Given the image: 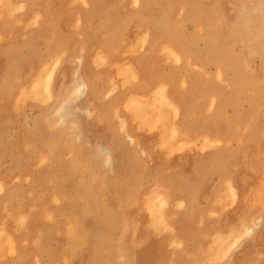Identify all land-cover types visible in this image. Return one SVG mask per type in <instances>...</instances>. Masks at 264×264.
<instances>
[{
    "label": "rangeland",
    "instance_id": "rangeland-1",
    "mask_svg": "<svg viewBox=\"0 0 264 264\" xmlns=\"http://www.w3.org/2000/svg\"><path fill=\"white\" fill-rule=\"evenodd\" d=\"M140 1L142 2V0ZM123 2L127 3L126 5H128L129 8L131 7V16H134V14L140 11L141 7L138 5H140L141 2L137 6L135 0H119L118 3L122 6ZM153 2V6L160 3L159 0H155ZM207 2L209 1L207 0ZM11 3L13 4H10V0H3V2L0 0V5L2 6H0V23H3L2 25L0 24V255H4L6 252H9L7 255L5 254L6 256L4 255V258H2L3 255L0 256V264H166V262L167 264H191L192 261L194 264L196 263L195 261H198L196 264H212L216 261L218 262L215 264H227V262H231L230 259L234 260L235 264H254L256 261L257 264H264V250H262L264 249V244L259 242L260 240H256L257 242L253 240L248 242V244L244 242V244H242L239 249H235L233 251L232 254L235 253L234 255H230V252L227 257H224L223 254L217 252L218 250L220 251V248L217 246V244H215V240L217 238L215 234H199L200 238L198 242L200 243L202 236L203 239L199 244V246L202 248L198 247L196 249L197 255H195L196 251L191 252L190 249L188 252L181 253V245L176 243L173 234H175L174 229L176 231L175 227L179 226L178 223L182 220V211L185 208V204L179 197H177L175 193L172 195L169 193L168 199L166 200L167 202L165 201V203L162 202L161 204L158 203V189L161 187H158L157 183L161 184L159 182H162V175H159L158 177H150L146 172H141L140 174L142 166L145 170L151 163H154L153 157L149 152H147V150L142 155L140 153L135 162L134 160H129L128 164H126L124 159V164L121 165V169H124L125 171L123 173H118V166L120 165L121 154L123 153L121 150H114V167L117 166L114 168V170H111L109 167L106 165L104 166L101 163L103 160V153L100 154V149L101 146L104 145L102 143H99V145L95 140L90 141L86 136V133L88 132V130L86 131L87 128H85V125L81 124L86 122L88 117L93 118L95 116L92 109L89 110V114L84 112V108L86 107V98L73 101L71 108L69 109V112H72L66 117V119L62 120L59 117V113L55 108L59 104L61 97L70 92L69 90L73 87L70 79L72 78L71 75L77 63L68 60L70 57L67 56L69 48L67 49V46L65 47V45L61 44L62 38L60 37H58L57 42L59 45L57 46H54V42L50 39H45L46 42L42 41L41 44L43 45L40 44L39 46V38L37 33V14L35 13L34 18L31 19L29 23H26L23 17L24 11L27 7L21 0H11ZM83 3H85V1ZM16 8H18V10ZM144 19L145 18H142L144 21L143 24H147L146 27H150L152 23H149L146 21V19ZM131 22L132 21H130V23ZM190 26L191 25L188 22L186 23V26H184V29L188 31L191 28ZM17 29L19 31H17ZM184 29L183 31H185ZM5 32L10 33L6 34ZM47 42H49V45ZM167 44L168 45L164 47V52L168 54L170 52L166 50V48L169 49L170 44L169 42ZM55 47L57 49V53L55 56L50 57L55 51ZM200 51L202 52H200V56L203 57L206 51L204 48H201ZM47 57L51 59L45 61V59H48ZM57 58L59 59L58 63H56L58 61ZM53 64H55V67ZM118 64L119 63H114V66H118ZM127 65V63H125V65L123 63L124 68L122 71ZM203 65L204 64H202V68L204 71H206L205 68L209 69L208 72L213 68V65L211 64L207 65L205 68ZM249 65L247 66H249L250 69L254 71V73H259L261 62L258 57L254 58V60L251 61ZM48 66L49 69H47ZM52 69H54L52 76V88L51 92H47V88L45 86V81L47 80L45 78H48L47 73L51 72ZM37 75L39 76L40 82L38 81L39 83L37 84V88H35L33 81ZM7 82L9 83L7 84ZM26 85H29L28 88ZM18 86H20L19 89ZM66 89H68V91ZM25 90L26 92H24ZM159 91L155 94V110L162 106ZM37 98L39 99L35 100ZM12 100L13 102H11ZM127 104L139 105L141 104V101L131 98L129 101H127ZM89 105L91 106L92 104L90 103ZM248 106V102L244 100L242 102L241 110L243 109L245 112H247ZM113 110L112 114H110V117L117 118ZM229 113L230 111H228V114ZM158 114H160L159 111ZM166 132L169 133V129H166ZM115 138V136H111L109 139L110 141L108 142L106 140L100 141H102L105 145L107 144L116 148V145L119 143L118 141L116 142V140H113ZM234 139L232 138L222 140L220 142L223 143H219L220 145L217 144L216 146L211 144L212 141H204V138H201V140L200 138L195 139L190 142H180V140H178L177 145L172 146L171 149L168 147V141L167 143L163 142V144L159 142V146H157L161 150L166 147L165 149L168 150L169 154L172 151L177 152V150L182 151L183 149H193L197 152L204 153V155L206 152H210L211 155H209V157H211L209 159H202L203 162H206L204 167H207V164L211 162V159H213L212 155H214V151L218 149H225L227 152H229L230 149L236 146L239 139L237 140L236 138V141ZM262 140H264V135ZM231 143L233 145H231ZM41 145L43 146L40 149ZM131 145L133 147L136 146L137 149L140 148V143L137 142V140H135V142H133ZM78 146L79 148L75 149V147ZM258 147L259 152L261 151L260 155H264V143L260 146L258 144ZM34 149L36 150L34 151ZM79 149H81V152H79ZM119 151L121 152L120 155L118 154ZM33 156H35L37 159L35 157L33 158ZM76 159L78 161H76ZM219 159H221L220 164L222 166L220 169H217L213 164L212 167L210 166L211 172L204 170L202 171L201 175L199 174V177H197L195 173H193L191 177H187L188 175L181 172L176 173L175 175H169L170 177L172 176V181H169L177 185H179V183L182 181L183 182L180 184H186V180L188 178H198L199 185L196 188L197 197L195 201L196 204H194V212L197 214L194 218V224L198 225L199 230L202 232L210 225H217L216 227H220V229L224 228L225 224L229 222L227 215L230 213V210L235 212L236 209V207H231L232 204L229 201V194L225 193V198L223 196V192L225 191L223 188L226 187L225 182L223 183L221 189L217 191V195L220 196V198L217 199H215V195L213 193L214 189H208V187H206L208 181L213 182L218 170V172L224 173L226 169L225 167L228 165L226 170L227 173H229L228 163L230 158H225L224 155ZM238 159L240 160V158ZM32 160H34L33 162L35 164L32 162ZM196 160L194 161L195 164L197 162H199V164L203 163L202 160ZM226 163L227 165H224ZM70 164L72 166H70ZM76 164L78 165L77 167ZM195 164L193 165L194 169L197 168ZM80 166H82V168ZM69 169L72 171V174L70 173ZM263 171L258 184L261 183L262 187L264 188ZM91 173L96 174V176ZM97 175L98 179H96ZM7 176H9V178ZM183 177L186 179L183 180ZM5 181H7V183H5ZM164 187L165 185L161 188L162 191H166L168 188ZM85 188H88L89 190L86 191ZM130 197H135V199H131ZM172 201L173 203H171ZM101 203L104 204V206L106 205V208L103 207L102 209ZM157 204L159 206H157ZM180 204H182L183 207ZM257 204L262 206L261 209L264 210V204H261L260 202ZM257 204L254 203L251 212L254 210V212H256L257 209V211H260V206ZM206 205H208L209 208L206 207ZM133 207L135 208L133 209ZM99 208L101 209L99 211L100 215H98V217H90L85 214L86 210L90 209L95 213H98ZM204 209L206 211H204ZM163 211L165 213L164 215H166L165 221L162 219V217L159 218ZM240 213L241 212L239 211L238 214ZM204 215L206 217L209 215V218L212 215V218L209 219L210 221L206 220ZM255 216L256 215L252 217L255 218ZM71 218H73V220ZM213 218L216 222L211 221L214 220ZM18 220L19 223H17ZM196 221L197 224L195 223ZM79 222L82 223V226ZM190 224H192V222ZM221 225L223 227H221ZM139 226L141 227L138 228ZM8 234H13V236L11 235L10 237ZM74 237L75 239L73 241L72 238ZM84 237L86 238L83 243ZM70 239L72 240V243ZM1 240H3L2 243ZM5 242L8 244H5ZM73 242L77 243L74 244ZM252 242L255 243L251 245ZM91 244L92 246H95L94 250L91 249ZM2 247H4V249H2ZM177 250L180 254L177 253L179 255L176 262L175 260H172V256L174 255L173 252ZM256 250H258V252ZM253 254H255L257 257L254 258L255 256ZM197 256H199L198 259ZM192 258H194L195 261L191 260ZM260 261L261 263H259Z\"/></svg>",
    "mask_w": 264,
    "mask_h": 264
},
{
    "label": "bare ground",
    "instance_id": "bare-ground-1",
    "mask_svg": "<svg viewBox=\"0 0 264 264\" xmlns=\"http://www.w3.org/2000/svg\"><path fill=\"white\" fill-rule=\"evenodd\" d=\"M5 1V0H4ZM75 1V0H74ZM82 1V0H81ZM79 0V2H81ZM153 1L155 0H142V2L140 0H135L136 2V6L141 2L140 6V11L136 14H134V16H131L132 19H134L135 21H138V23H142L139 24L138 28H145L147 26V24L143 25V20L142 18H145L147 22L152 23L150 27H146L145 31H144V35L143 37L146 39L148 36L150 37V39H155L157 40L155 37L156 35H158L159 37H161L162 39H166L169 42V49L166 48V50H168L170 52V54L172 55V57L170 56L171 59H174V62L177 64H181L183 66L186 67V71H184L185 73H183L182 76V80L181 83L182 85H184L183 87H187L188 83L190 82L191 78L190 75H188V72L190 74V72L192 71H197L200 76L202 78H200V80L196 81L192 84L196 89H200V90H204V98L206 99V101L208 102V109L210 110V118L212 119V124H213V130L209 133L204 132L201 133V138H204V141H209L213 144V145H217V144H221L223 142H220L222 140H226V139H236L237 138V144L234 148H232L229 152H225V150H221V153L218 154L217 156V161L221 160L219 159L221 156L223 155H228V157H231L234 155V150L236 149V151H239L241 153V155L243 156L244 162L245 161H249L252 162V160H250L248 157L249 155H251L255 150H258V144L259 146L264 143L263 139V135H264V96H263V90H264V0H208L209 2H207V0H159L160 3H158L157 5H152V3H154ZM3 2V0H2ZM69 2V1H68ZM78 2V3H79ZM84 2V1H83ZM99 2V1H98ZM102 2V1H101ZM128 2V1H127ZM17 3V2H16ZM26 3V2H25ZM44 3V2H43ZM66 3V2H65ZM71 3V2H70ZM87 3V2H85ZM85 3H83L85 5ZM89 3V2H88ZM2 4V3H1ZM10 4L11 0H10ZM47 4V3H45ZM82 4V2H81ZM94 4V3H93ZM104 4V2L102 3ZM127 4V3H126ZM41 5V4H40ZM87 5V4H86ZM95 5V4H94ZM1 6V5H0ZM3 6V4H2ZM1 6V7H2ZM5 6V5H4ZM12 6V5H11ZM39 6V5H38ZM92 6V5H91ZM135 6V5H134ZM94 7V6H92ZM133 7V6H132ZM6 8V7H5ZM8 8V7H7ZM12 8V7H10ZM23 8V7H22ZM35 8V7H34ZM74 8V7H72ZM70 8V9H72ZM102 9V7H100ZM99 8V9H100ZM127 8V7H126ZM131 8V7H130ZM134 8V7H133ZM18 10V8H16ZM36 9V8H35ZM34 9V10H35ZM38 9V8H37ZM51 9V8H49ZM68 10V9H67ZM4 11V9H3ZM14 11V9H13ZM32 11V9L30 10ZM41 11V10H40ZM75 11V10H74ZM78 11V10H77ZM95 10H93L94 12ZM76 12V11H75ZM74 12V13H75ZM101 12V11H100ZM126 12V11H124ZM132 12V10H131ZM4 13V12H3ZM13 13V12H12ZM31 13V12H29ZM43 13V11H42ZM61 13V12H60ZM63 13V12H62ZM18 14V12H17ZM100 14V13H99ZM107 14V13H106ZM117 14V13H116ZM119 14V13H118ZM126 14V13H125ZM124 14V15H125ZM130 14V13H129ZM2 15V14H1ZM6 15V14H5ZM44 15V14H43ZM49 15V14H48ZM58 15V14H55ZM120 15V14H119ZM11 16V15H9ZM118 16V15H117ZM116 16V17H117ZM107 17V15H106ZM122 17V16H121ZM125 17V16H124ZM19 18V17H18ZM17 18V19H18ZM37 18V16H36ZM40 18V17H39ZM59 18V17H56ZM81 18V17H79ZM119 18V17H118ZM123 18V17H122ZM128 18V17H127ZM130 18V19H131ZM2 19V18H1ZM16 19V18H14ZM97 19V18H95ZM144 19V20H145ZM6 20V19H5ZM4 20V21H5ZM23 20V19H22ZM49 20V19H48ZM113 20V19H112ZM119 20V19H118ZM123 20V19H121ZM26 21V20H25ZM38 21V20H37ZM65 21V20H64ZM91 21V20H90ZM145 21V22H146ZM2 22V21H1ZM22 22V21H21ZM56 22V20H55ZM54 22V23H55ZM89 22V21H88ZM97 22V21H96ZM117 22V21H116ZM190 23V29L188 31H186L184 28V26H186V23ZM19 23V22H18ZM37 23V22H36ZM52 23V22H51ZM92 23V22H91ZM1 24V23H0ZM3 24V23H2ZM1 24V25H2ZM16 24V23H15ZM24 24V23H23ZM35 24V23H34ZM44 24V23H43ZM53 24V23H52ZM93 24V23H92ZM94 24H96L94 22ZM113 24V23H112ZM124 24V22H120V24L117 26L118 28L122 27ZM5 25V22H4ZM88 25V24H87ZM91 25V24H90ZM19 26V25H18ZM51 26V25H50ZM49 26V29H51V27ZM55 26V25H54ZM71 26V25H70ZM115 26V23H114ZM4 27V26H3ZM111 27V26H110ZM6 28V27H5ZM18 28V27H17ZM74 28V27H73ZM104 28V27H103ZM157 28V29H155ZM16 29V28H15ZM14 29V30H15ZM42 29V28H41ZM56 29V27H55ZM67 29V27L65 28ZM183 29L185 31H183ZM57 30V29H56ZM63 30V29H62ZM74 30V29H73ZM104 30V29H103ZM134 30V29H133ZM17 31H19L17 29ZM23 31V30H22ZM71 31V30H70ZM80 31V30H79ZM78 31V32H79ZM107 31V29H106ZM119 30H117L118 32ZM140 31V30H139ZM63 32V31H62ZM77 32V33H78ZM91 32H94L91 31ZM116 32V34H117ZM6 33V32H5ZM10 33V32H8ZM6 33V34H8ZM55 33V32H54ZM53 33V34H54ZM81 33V32H79ZM83 33V32H82ZM81 33V34H82ZM100 33V32H99ZM109 33V32H107ZM17 34V33H16ZM15 34V36H16ZM20 34V32H19ZM58 34V33H57ZM60 34V32H59ZM66 34V33H65ZM123 34V33H122ZM132 34V33H131ZM138 34V33H137ZM1 35V34H0ZM14 35V34H13ZM46 35V33H45ZM76 35V34H75ZM83 35V34H82ZM90 35V33H89ZM112 34H108L107 37L111 36ZM14 36V38H15ZM49 36V35H48ZM106 36V35H105ZM129 36V35H128ZM127 36V37H128ZM54 37V36H53ZM57 37V36H56ZM104 37V36H103ZM130 37V36H129ZM9 38V37H8ZM47 38V37H46ZM64 38V37H63ZM69 38V37H68ZM117 38V37H116ZM10 39V38H9ZM100 39V38H99ZM98 39V40H99ZM125 39V38H124ZM148 39V38H147ZM15 40V39H14ZM79 40V39H78ZM86 40V39H85ZM89 38L86 40L88 41ZM118 40V38H117ZM134 40V39H133ZM35 41V40H34ZM63 41V40H62ZM104 41V40H102ZM165 41V40H164ZM65 42V40L63 41ZM67 42V41H66ZM69 42V41H68ZM71 42V41H70ZM100 42V41H99ZM98 42V43H99ZM118 42V41H116ZM129 42V41H128ZM35 43V42H34ZM49 45V42H47ZM83 43V42H82ZM85 43V42H84ZM152 43V42H151ZM158 43V42H157ZM163 43V41H162ZM161 43V44H162ZM119 44V43H117ZM116 44V46H117ZM138 45L141 44L140 41H138L137 43ZM159 44V43H158ZM157 44V46H159ZM43 45V44H41ZM66 45V44H65ZM101 45V44H100ZM103 45V44H102ZM8 46V45H6ZM31 46V45H30ZM40 46V45H39ZM79 46V45H78ZM97 46V44H96ZM115 46V45H114ZM111 46V47H114ZM142 46V45H141ZM35 47V46H34ZM52 47V46H51ZM63 47V46H62ZM95 47V46H94ZM104 47V46H103ZM124 47V46H123ZM137 47V46H136ZM140 47V46H139ZM147 47V46H146ZM5 48V47H4ZM8 48V47H7ZM11 48V47H10ZM41 48V47H40ZM43 48V47H42ZM50 48V47H49ZM118 48V47H117ZM144 48V46H143ZM142 48V49H143ZM204 48L205 49V53L204 56L201 57L200 56V49ZM9 49V48H8ZM13 49V48H12ZM83 49V48H82ZM95 49V48H94ZM105 49V48H104ZM135 50L133 51H137V48H134ZM141 48H139L138 50H140ZM152 49V48H151ZM150 49V50H151ZM14 50V49H13ZM124 50V49H123ZM60 51V50H59ZM66 51V50H65ZM101 51V50H100ZM112 51V48H111ZM165 51V50H164ZM103 52V51H102ZM132 52V51H131ZM156 52V51H154ZM56 53V52H55ZM109 53V52H108ZM202 53V52H201ZM105 54V53H102ZM129 54V53H128ZM156 54V53H155ZM162 54V53H160ZM52 55V54H51ZM93 55V53H92ZM91 55V56H92ZM106 55V54H105ZM153 55V52H152ZM156 55H159L158 53ZM68 56V55H67ZM77 56V55H76ZM90 56V54H89ZM121 56V55H120ZM129 56V55H128ZM155 56V55H154ZM108 57V56H107ZM106 57V59H107ZM160 57V56H158ZM258 57V59L261 62V66L259 69V73H254V71H252L250 69V65L249 63L251 61L254 60V58ZM5 58V57H4ZM48 58V57H47ZM98 58V57H97ZM96 58V59H97ZM166 58V57H165ZM58 59V58H57ZM105 59V58H104ZM161 59V58H160ZM159 59V60H160ZM46 60V59H45ZM92 60V59H91ZM112 60V59H111ZM170 60V59H169ZM73 61V60H72ZM88 61V60H87ZM86 61V63H88ZM98 62V60H96ZM99 61L100 60L99 58ZM105 61V60H104ZM103 61V64H104ZM107 61V62H106ZM106 64L108 63V59L106 60ZM119 61V60H118ZM43 62V61H42ZM59 62V59L56 63ZM129 62V61H128ZM7 63V62H6ZM156 63V62H155ZM154 63V64H155ZM165 63V62H163ZM206 63V64H205ZM11 64V63H10ZM45 64V63H44ZM67 64V63H66ZM100 63L98 62V65ZM110 64V63H109ZM130 64V62H129ZM152 64V63H151ZM158 64V63H157ZM202 64L203 67H207V65L211 64L213 65V68L210 69L211 71L208 72L209 69L205 68L206 71L203 70L202 68ZM8 65V64H7ZM41 65V64H40ZM55 64H53L54 66ZM91 65V64H90ZM112 65V64H111ZM117 65V64H116ZM119 65V64H118ZM121 65V64H120ZM119 65V66H120ZM125 65V64H124ZM136 65V64H135ZM249 65V66H247ZM81 66V58H78V62L77 65L74 67L72 75H71V82L73 84V87L69 90L70 92H68L65 96L61 97V100L59 102V104L57 105V107L55 108L56 111H58L59 113V117L63 120L66 119V117L68 115H70L69 112L70 108H71V104L73 103V101L75 100H79V99H83L85 98L86 94H87V89L89 87V83H88V72L89 70L85 71H81L80 69ZM154 66V65H153ZM180 66V65H179ZM37 67V66H36ZM55 67V66H54ZM115 67V66H114ZM123 67V66H122ZM126 67V66H125ZM137 67V66H136ZM177 67V66H176ZM85 68V67H84ZM118 68V66H117ZM124 68V67H123ZM122 68V69H123ZM151 68V67H150ZM47 69H49V66L47 67ZM51 69V68H50ZM94 69V68H93ZM97 69V68H96ZM120 69V68H119ZM134 69V68H133ZM137 68H135L136 70ZM100 70V69H99ZM126 70V69H124ZM123 70V71H124ZM48 71V70H47ZM46 71V72H47ZM50 71V70H49ZM53 71L54 69H52L51 72L47 73L48 78H45L47 81H45V86L47 88V92H51V88H52V76H53ZM81 71V72H80ZM94 71V70H93ZM96 71V70H95ZM134 71V70H133ZM169 71V70H168ZM181 71V70H180ZM91 72V71H90ZM99 72V71H98ZM104 72V71H102ZM122 72V71H121ZM137 72V71H136ZM97 73V71L95 72ZM125 73V72H124ZM123 73V74H124ZM127 73V72H126ZM34 74V73H33ZM44 74V73H43ZM66 74V73H65ZM93 74V73H92ZM107 74V73H106ZM166 74V73H165ZM16 75V74H14ZM46 75V76H47ZM67 75V74H66ZM91 75V73L89 74ZM105 76V74H103ZM24 76V75H23ZM22 76V77H23ZM33 76V75H32ZM109 76V75H108ZM118 76V75H117ZM140 76V75H139ZM159 76V75H158ZM14 77V76H13ZM19 77V76H18ZM69 77V76H68ZM89 77V76H88ZM111 77V76H110ZM129 77V76H128ZM134 77V75H133ZM137 77V75H136ZM15 78V77H14ZM93 78V77H92ZM17 79V77H16ZM67 79V78H66ZM119 79V78H118ZM117 79V80H118ZM123 79V78H122ZM137 79V78H136ZM18 80V79H17ZM68 80V79H67ZM92 80V79H91ZM106 80V78H105ZM135 80V79H134ZM162 80V79H161ZM179 80V79H178ZM16 81V80H15ZM14 81V82H15ZM40 82L39 76L37 75L34 78V87L37 88V84ZM94 81V80H93ZM116 81V80H115ZM143 81V80H142ZM160 81V80H157ZM156 81V82H157ZM32 82V83H33ZM92 82V81H91ZM108 82V81H107ZM118 82V81H117ZM114 82L112 83V85L107 88L106 92L102 95H104V97L106 96V98L109 99H113V102L116 101L118 99L117 95L116 96H112L110 97L109 95L111 93H113L114 91H116L117 89V85L118 83ZM126 82H129L126 80ZM179 82V81H178ZM9 82H7L8 84ZM27 83V81H26ZM25 83V84H26ZM29 83V82H28ZM55 83V82H54ZM67 83V82H66ZM98 83V82H97ZM94 84V83H93ZM125 84V83H124ZM155 84V83H154ZM153 84V85H154ZM24 85V83H23ZM98 85V84H97ZM145 85V84H144ZM25 86V85H24ZM27 86V85H26ZM29 86V85H28ZM27 86V88H28ZM61 86V84H60ZM67 86V85H65ZM92 86V85H90ZM99 86V85H98ZM109 86V85H108ZM120 86V85H119ZM9 87V86H8ZM11 87V86H10ZM20 86H18L19 89ZM181 87V86H180ZM5 88V87H4ZM121 88V87H119ZM118 88V89H119ZM10 89V88H9ZM69 89V88H68ZM68 89H66L68 91ZM186 89V88H185ZM180 92V96L178 99H175V97H172L171 94L167 93V86L166 84H162L160 86V97H161V102L163 105L162 109L164 110L166 106L168 109H172V111L174 112L175 118L177 117V115L179 113H182V110L180 111V101H187L186 100V96L188 95V90H185ZM55 90V89H54ZM94 90V89H90L89 91ZM150 90V89H149ZM36 91V90H34ZM100 91V89H99ZM26 92V90L24 91ZM94 92V91H93ZM92 92V93H93ZM118 92V91H117ZM121 92L122 89H121ZM135 92V91H134ZM149 92V91H148ZM14 93V92H13ZM55 93V92H54ZM127 93V92H126ZM16 94V91H15ZM44 94V93H42ZM51 94V93H50ZM121 94V93H120ZM140 94V93H138ZM146 94V93H143ZM88 95V94H87ZM93 95V94H92ZM95 95V94H94ZM93 95V96H94ZM100 95V94H97ZM123 95V94H122ZM125 95V94H124ZM150 95V94H149ZM200 95V94H199ZM198 95V97H199ZM203 95V94H202ZM42 96V95H41ZM60 96V95H59ZM148 96V95H147ZM157 96V95H156ZM14 97V96H13ZM27 97V96H26ZM30 97V96H29ZM90 97V96H89ZM95 97V96H94ZM93 97V98H94ZM135 97V95H134ZM136 98H140L137 97ZM148 98V97H147ZM195 98V97H194ZM29 99V98H28ZM33 99V97H32ZM39 98L35 99L38 100ZM92 99V98H91ZM111 99V100H112ZM123 99V98H122ZM193 99V97H192ZM150 100V99H149ZM247 101L249 106L247 108V112H245L243 109L241 110L242 107V102L243 101ZM25 101V100H24ZM40 101V100H39ZM38 101V102H39ZM45 101V99H44ZM86 101V102H85ZM85 103H86V107L84 108V112L89 114V104H88V97L85 99ZM129 101V99H128ZM204 100V102H206ZM13 102V100L11 101ZM47 102V101H46ZM103 101H101V106ZM106 102V101H105ZM108 102V101H107ZM151 102V101H148ZM180 102V103H179ZM24 103V102H23ZM44 103V102H43ZM54 103V102H53ZM119 103V101H118ZM191 103V102H190ZM189 103V106H191ZM111 104V103H110ZM121 104V102L119 103ZM148 104V103H147ZM196 104V103H195ZM54 105V104H53ZM94 105V104H93ZM155 105V103H154ZM245 105V104H244ZM11 106V104H10ZM21 106V104H20ZM80 106V105H79ZM78 106V107H79ZM128 106H130V104H128ZM230 106L232 108L231 111V115L232 116L230 118V116H226V112H227V107ZM105 107V106H104ZM202 107V106H201ZM245 107V106H243ZM20 108V107H19ZM18 108V110H19ZM81 108V107H80ZM112 108V106H111ZM136 108V107H135ZM133 108V109H135ZM138 108V106H137ZM83 109V107H82ZM94 109V108H93ZM126 109V108H125ZM148 109V108H147ZM190 109V107L188 108ZM202 109V108H201ZM229 109V108H228ZM40 110V109H39ZM97 110V109H96ZM103 110V109H102ZM151 110V109H150ZM192 110V109H190ZM231 110V109H230ZM229 110V111H230ZM3 111V110H2ZM99 111V109H98ZM129 111V110H128ZM139 111V110H138ZM145 111V110H143ZM171 111V112H172ZM244 111V112H243ZM14 112V111H13ZM77 112V111H76ZM95 112V111H94ZM111 112V110H110ZM110 112H108V114L110 115ZM114 114L116 115L117 118L121 119L120 114H118V107L114 106V110H113ZM123 112V111H122ZM164 112V111H163ZM170 112V113H171ZM188 112V111H187ZM190 112V111H189ZM242 112V113H241ZM136 113V112H135ZM143 113V112H142ZM168 113V111H167ZM44 114V113H43ZM83 114V113H82ZM105 114V113H104ZM131 114V113H130ZM144 114V113H143ZM142 114V115H143ZM173 114V113H172ZM183 114V113H182ZM189 114V113H188ZM195 114V113H193ZM230 114V113H229ZM73 115V114H72ZM77 115V114H76ZM75 115V116H76ZM137 115V114H136ZM173 115V116H174ZM186 115V114H185ZM225 115L226 118H223ZM236 115V116H235ZM58 116V115H57ZM56 116V117H57ZM78 116V115H77ZM85 116V115H83ZM101 116V115H100ZM105 116V115H104ZM124 116V115H123ZM166 116H168V114H166ZM235 116V117H234ZM107 117V116H106ZM126 117V116H125ZM130 117V116H129ZM157 117L160 118V120L162 119V117L165 118V116H163V113L160 111V114H157ZM169 117V116H168ZM172 117V116H171ZM103 118V117H102ZM114 118V117H113ZM134 118V117H133ZM137 118V117H135ZM174 117H172L171 121H174L173 119ZM183 118V117H182ZM208 118V117H207ZM80 119V117H79ZM78 119V120H79ZM105 119V118H104ZM103 119V120H104ZM126 119V118H125ZM171 118H169L170 121ZM179 119V118H178ZM203 119V118H202ZM232 119V120H231ZM84 120V119H83ZM132 120V118H131ZM164 120V119H163ZM105 121V120H104ZM108 121V119L106 120V122ZM117 121V120H116ZM170 121V123H171ZM176 121V120H175ZM204 121V120H203ZM105 122V123H106ZM111 122V120H110ZM115 122V121H113ZM111 122V123H113ZM125 122V121H124ZM129 122V121H127ZM138 121H136L137 123ZM93 123V122H92ZM101 123V122H100ZM104 123V124H105ZM108 123V122H107ZM133 123V122H132ZM157 123V122H156ZM155 123V124H156ZM70 124V123H69ZM79 124V123H78ZM77 124V125H78ZM110 124V123H109ZM108 124V125H109ZM129 124V123H128ZM103 125V124H102ZM127 125V124H126ZM133 125V124H132ZM159 125V124H157ZM167 125V124H166ZM171 125V124H170ZM128 126V125H127ZM78 127V126H77ZM89 127V126H88ZM104 127V126H103ZM106 127V126H105ZM116 127V126H115ZM157 126L155 125V128ZM161 127V126H160ZM165 125L163 126L162 129V137L160 140V143L163 144V142L168 141V147L171 149L172 148V141L181 133H184V130L182 128V126H180L177 123H172V126H170L169 129V133L166 132L165 129ZM71 128V127H70ZM81 128V127H80ZM86 128V127H85ZM117 128V127H116ZM158 128V127H157ZM104 129V128H103ZM120 129H123L121 131L124 132V138L127 141V144H133V142H135V139L133 137V135H131L130 133H128V131H125V126L121 125ZM129 129V128H127ZM126 129V130H127ZM132 129V128H131ZM135 129V128H134ZM133 129V130H134ZM145 129V128H144ZM154 129V128H153ZM81 130V129H80ZM106 130V129H105ZM104 130V131H105ZM108 130H109V126H108ZM107 130V131H108ZM111 130V127H110ZM150 130V129H149ZM87 131V130H86ZM114 131V130H112ZM147 131V130H145ZM168 131V130H167ZM81 132V131H80ZM111 132V131H110ZM135 132V130L133 131ZM155 132V131H154ZM102 133V132H101ZM112 133V132H111ZM119 133V132H118ZM157 133V132H156ZM169 135H168V134ZM84 134V133H83ZM114 133H112L113 135ZM123 134V133H122ZM133 134V133H132ZM136 134V133H135ZM105 135V134H104ZM146 135V134H145ZM190 135V133H189ZM192 135V134H191ZM196 135V134H195ZM94 136V135H93ZM101 136V135H100ZM136 136V135H135ZM149 136V135H148ZM151 136V135H150ZM42 137V136H41ZM98 137V136H97ZM106 137V136H105ZM137 137V136H136ZM181 137V136H180ZM183 137V136H182ZM185 137V136H184ZM188 137V136H187ZM190 137V136H189ZM254 137V140H253ZM37 138V137H36ZM55 138V137H54ZM123 138V137H122ZM123 138V139H124ZM200 138V140H201ZM40 139V138H39ZM96 139V138H94ZM98 139V138H97ZM140 139V138H139ZM190 139V138H188ZM234 139V140H235ZM256 139V140H255ZM30 140V139H29ZM100 140V139H99ZM137 140V139H136ZM157 140V139H155ZM233 140V141H234ZM261 140V143H260ZM151 141V140H150ZM159 141V140H158ZM198 141V140H197ZM236 141V140H235ZM117 142V141H116ZM155 142V141H154ZM181 142V140H180ZM190 142V141H188ZM19 143V142H18ZM56 143V142H55ZM71 143V142H70ZM96 143H102L104 146H101L100 149V154L103 153V160H102V164L107 167H109L111 170H114V165H115V161H114V150L119 149L121 146V144H117L116 148L109 146V145H105L102 141H96ZM126 143V142H125ZM142 143V141H141ZM140 143V144H141ZM151 144V143H150ZM199 144V143H198ZM197 144V145H198ZM219 144V145H220ZM226 144V143H225ZM230 144V143H229ZM100 145V144H99ZM113 145V144H112ZM136 145V144H135ZM145 145V144H144ZM231 145H233L231 143ZM43 145H41L40 149L42 148ZM141 146V145H140ZM150 146V145H149ZM159 146V145H158ZM230 146V145H229ZM28 147V146H27ZM47 147V146H46ZM127 147V146H126ZM126 147L123 148L122 145V150L123 153L121 154V162H120V167L121 165H123V160L125 159V163L128 164L129 160H135V157H131L128 156V152L129 149H126ZM144 147V146H143ZM177 147V146H176ZM207 147V146H206ZM17 148V147H15ZM32 148V147H31ZM78 147H75V149H78ZM145 148H147V146H145ZM150 148V147H149ZM153 148V147H152ZM164 148V147H163ZM166 148V147H165ZM164 148V149H165ZM185 148V147H184ZM205 148V147H204ZM39 149V150H40ZM53 149V148H51ZM68 149V148H67ZM82 149V147H81ZM81 149H79V152H81ZM159 149V147H158ZM163 149V150H164ZM33 150V149H32ZM31 150V152H32ZM36 149H34L35 151ZM83 150V149H82ZM134 154H144L145 150L144 148H136V146L134 147ZM193 150V149H192ZM197 150V148H196ZM233 150V151H232ZM33 151V152H34ZM45 151V150H44ZM43 151V152H44ZM54 151V150H53ZM153 151V150H152ZM167 151V150H166ZM179 151V150H177ZM199 151V150H198ZM211 151V150H210ZM41 152V151H40ZM132 152V151H131ZM173 152V151H172ZM263 152V151H262ZM59 153V152H58ZM57 153V154H58ZM165 153V152H164ZM195 153V152H194ZM200 153V152H199ZM258 153V152H257ZM261 153V151H260ZM52 154V153H51ZM49 154V155H51ZM55 154V153H54ZM133 154V153H132ZM155 154V153H154ZM59 155V154H58ZM169 155V154H168ZM258 155V154H257ZM38 156V154H37ZM56 156V155H55ZM75 156V155H73ZM134 156V155H133ZM147 156V154H146ZM152 156V155H151ZM157 156V155H156ZM165 156V154H164ZM252 156V155H251ZM250 156V157H251ZM35 156H33L34 158ZM160 157H162L160 155ZM175 157V156H174ZM173 157V158H174ZM188 157V156H187ZM199 157V156H198ZM263 157V156H262ZM36 158V157H35ZM193 158V157H192ZM201 158V157H200ZM210 158V157H209ZM208 158V159H209ZM37 159V158H36ZM64 159V158H62ZM149 159V158H148ZM161 159V158H160ZM164 159V158H163ZM177 159V158H176ZM191 159V158H190ZM194 159V158H193ZM231 159V158H230ZM264 159V158H263ZM35 160V159H34ZM32 160V162L34 161ZM174 160V159H173ZM196 160V159H195ZM193 160V162L195 161ZM197 160H200L199 158ZM196 160V161H197ZM229 160V159H228ZM36 161V160H35ZM61 161V160H60ZM76 161H78L76 159ZM141 161V160H140ZM166 161V159L164 160ZM230 161V160H229ZM144 162V161H143ZM162 162V160H161ZM203 162V160H202ZM225 162V161H224ZM34 163V162H33ZM55 163V162H54ZM72 163V162H71ZM80 163V162H79ZM78 163V164H79ZM82 163V162H81ZM150 163V162H149ZM189 163V161L187 162V164ZM231 163V162H230ZM253 163V164H252ZM252 167L256 168L260 165V159H255V161H253ZM35 164V163H34ZM143 164V163H142ZM166 164V162H165ZM195 164V162H194ZM214 164V157L213 159H211V162H209L207 164V167H204V165L202 163L199 164V162H197L195 165L197 166V168L194 169V173L196 174L197 177H199V174L201 175L202 171L207 170V172H211L210 170V166L212 167ZM219 164V163H218ZM229 164V163H228ZM231 164H235V163H231ZM262 164L264 166V160H262ZM54 165V164H53ZM83 165V164H80ZM145 165V164H144ZM224 165H227L224 164ZM31 166V165H30ZM70 166H72L70 164ZM74 166V165H73ZM78 165L76 164V167ZM203 166V167H202ZM231 166V165H230ZM238 166V164H236V167ZM247 166V165H246ZM36 167V166H35ZM75 167V168H76ZM82 168V166H80ZM127 167V165H126ZM152 167V166H151ZM160 167V166H159ZM171 167V165H170ZM186 168H188V166H185ZM219 167V166H218ZM222 167V166H221ZM220 167V168H221ZM224 167V166H223ZM228 165L225 167L227 169ZM245 167V166H243ZM31 168V167H30ZM57 168V167H56ZM74 168V169H75ZM87 168V167H86ZM143 168V166H142ZM155 168V167H154ZM178 168V167H177ZM247 168V167H246ZM119 169V168H118ZM166 169V168H165ZM171 169V168H170ZM169 169V170H170ZM218 169V168H217ZM225 169V170H226ZM30 170V169H29ZM83 170V169H82ZM174 170V169H173ZM191 170V169H190ZM233 170V169H231ZM250 170V169H248ZM70 173L72 172L69 169ZM77 171V170H76ZM110 171V170H109ZM117 171V170H116ZM121 171V170H120ZM119 171V172H120ZM158 171V170H157ZM163 171V170H162ZM216 171V170H215ZM219 171V170H218ZM217 171V172H218ZM258 171V170H257ZM263 171V169H262ZM24 172V171H23ZM118 172V173H119ZM164 172V171H163ZM227 172V170H226ZM230 172V171H228ZM264 172V171H263ZM241 173V172H240ZM248 173V172H246ZM256 173V172H255ZM18 174V173H17ZM72 174V173H71ZM93 174V173H91ZM141 174V172H140ZM158 174V173H156ZM160 174V173H159ZM164 174V173H163ZM210 174V173H208ZM212 174V173H211ZM229 174V173H228ZM257 174V173H256ZM264 174V173H263ZM6 175V174H4ZM24 175V174H23ZM77 175V174H76ZM89 175V172H88ZM96 176V174H93ZM151 175V174H150ZM149 175V176H150ZM175 175V174H174ZM182 175V174H180ZM254 175V173H253ZM2 176V175H1ZM14 176V175H13ZM21 176V175H20ZM128 176V175H127ZM153 176V175H151ZM159 176V175H157ZM184 176V175H183ZM224 176V182H225V191L223 192V196L224 198L225 193L229 194L230 196V203L233 204L235 201H237V199L240 197V201L243 200V206L241 208V213L238 214L236 216V220H229V222H227L224 226V228H217V225H210L209 227H206L204 229V231H200L198 225L194 224L195 221V217L196 214L194 211V204L196 201V188L199 185V180L197 179H191L188 178L186 181V184H180L182 183V178L181 181L179 183V185L177 184H173V188H167V186L165 185L164 188H167L166 191H162V187L164 186L163 182H159L161 184H158V187H161L160 189H158V203L161 204L162 202L165 203V201L168 199L169 193H171V195L173 193H175L177 195V197H179L182 202L185 204V208L183 209L182 213H183V217L182 220L178 223L179 226H176V231L174 229V237L176 240V243L179 245H181V253L182 252H188V250L190 249V251H196V249L199 246V244L201 243L203 236L201 238L200 243L199 241V234H207V235H212L215 234L217 236L216 240H215V244H217V246L220 248V251L218 250L217 252L221 253L224 255V257H227L228 254L231 252L230 255H234L232 254L233 251L235 249H239L240 246L242 244L251 242L253 240H257L259 242H264V237H263V232H264V210L261 209L262 206H260L259 204H257L258 202H260L261 204H264V188L262 187L261 183L258 184V182L256 184H254L248 191L244 192L243 190L240 192L237 188V186L235 185V183L233 182L232 178L227 175V174H223ZM9 178V176H7ZM154 177V176H153ZM152 177V178H153ZM247 177V176H246ZM254 177V176H253ZM252 177L251 180H253L254 178ZM7 178V179H8ZM22 178V177H21ZM175 178V176H174ZM178 178V177H176ZM217 178V177H216ZM3 179V178H2ZM76 179V177H75ZM98 179V175L97 178ZM167 179V178H165ZM186 178L183 177V180H185ZM218 179V178H217ZM250 179V178H249ZM248 179V180H249ZM256 179V178H255ZM152 180V179H151ZM156 180V179H155ZM154 180V181H155ZM169 180V179H168ZM167 180V181H168ZM172 181V179H170ZM219 180V179H218ZM237 180V179H236ZM235 180V181H236ZM250 180V181H251ZM23 181V180H22ZM150 181V180H149ZM153 181V180H152ZM163 181V180H161ZM185 181V182H186ZM223 181V180H221ZM239 181V179L237 180ZM13 182V181H12ZM80 182V181H79ZM94 182V181H93ZM101 182V181H100ZM156 182V181H155ZM203 182V181H202ZM201 182V184H202ZM216 182V181H215ZM3 183V182H1ZM5 183H7V181H5ZM21 183V182H20ZM77 183V182H76ZM99 183V182H98ZM140 183V182H139ZM150 183V182H149ZM246 183V182H245ZM244 183V184H245ZM4 184V183H3ZM11 184V183H9ZM13 184V183H12ZM15 184V183H14ZM80 184V183H79ZM86 184V182H85ZM212 184V183H211ZM243 184V183H242ZM243 184V185H244ZM264 184V183H263ZM83 185V184H82ZM87 185V184H86ZM89 185V184H88ZM142 185V183H141ZM153 185V183H152ZM156 185V186H157ZM84 186V185H83ZM91 186V184H90ZM100 186V185H99ZM98 186V188H99ZM148 186V185H147ZM239 186V185H238ZM14 187V186H13ZM61 187V186H60ZM97 187V186H96ZM150 187V186H149ZM148 187V188H149ZM4 188V187H3ZM59 188V187H58ZM147 188V187H146ZM214 188V186H213ZM84 189V188H82ZM86 189V188H85ZM221 189V188H220ZM219 189V190H220ZM247 189V188H246ZM89 189L87 188L86 191H88ZM137 190V189H135ZM200 190V189H199ZM105 191V190H104ZM141 191V190H140ZM147 191V190H146ZM136 192V191H135ZM209 192V191H208ZM77 193V192H75ZM81 193V192H80ZM84 193V192H83ZM96 193V192H95ZM174 194V195H175ZM210 194V193H208ZM240 194V195H239ZM74 196V195H73ZM140 196V195H139ZM214 196V195H213ZM137 197V196H136ZM212 197V196H211ZM60 198V197H59ZM76 198V197H75ZM101 198V197H100ZM131 199H135V197H130ZM139 198V197H138ZM141 198V197H140ZM214 198V197H213ZM220 198L219 195H217V190H216V195H215V199ZM84 199V197H83ZM229 199V197H228ZM139 200V199H137ZM171 200V198H170ZM174 200V198H173ZM251 200V201H250ZM5 201V200H4ZM3 201V202H4ZM101 201V200H100ZM130 201V200H129ZM210 201V200H209ZM225 201V200H224ZM2 202V203H3ZM86 202V201H84ZM167 202V201H166ZM211 202V201H210ZM257 202V203H256ZM1 203V204H2ZM136 203V202H135ZM169 203V202H168ZM167 203V204H168ZM173 203V201L171 202ZM200 203H204V202H200ZM238 203V202H237ZM255 204L260 206V211L256 212H251L252 210V206ZM102 204V203H101ZM214 204V203H213ZM239 204V203H238ZM131 205V204H130ZM137 205V204H136ZM151 205V204H150ZM166 205V204H165ZM182 205V204H180ZM219 205V204H218ZM221 205V203H220ZM224 205V204H223ZM99 206V205H98ZM157 206H159L157 204ZM216 206V205H215ZM222 206V205H221ZM238 206V205H237ZM241 206V205H240ZM101 207V206H100ZM103 207L106 208V205L104 206V204H102V209ZM141 207V206H140ZM183 207V205H182ZM206 207H208V205H206ZM217 207V206H216ZM215 207V208H216ZM219 207V206H218ZM234 207V204H233ZM95 208V207H94ZM135 207H133L134 209ZM138 208V207H137ZM136 208V209H137ZM181 208V207H180ZM209 208V207H208ZM207 208V209H208ZM212 208V206H211ZM237 208V207H236ZM264 208V207H263ZM100 209L98 210V213H95L93 210H86V215L90 216V217H98V215H100ZM139 209V208H138ZM173 209V208H172ZM219 209V208H218ZM256 209V208H255ZM143 210V209H142ZM165 210V208H164ZM216 210V209H214ZM222 210V209H221ZM106 211V210H105ZM104 211V213H105ZM172 211V210H171ZM175 211V208H174ZM204 211H206L204 209ZM168 212V210H167ZM71 213V212H70ZM84 213V212H83ZM161 213V212H160ZM203 213V212H202ZM164 211L160 214L159 218L162 217V219L165 221V216L164 215ZM169 214V213H168ZM174 214L176 215V213L174 212ZM200 214V213H199ZM206 214V213H205ZM219 214V213H217ZM237 214V213H236ZM83 215V214H82ZM210 215V214H209ZM208 215V216H209ZM215 215V214H214ZM255 216L252 217V216ZM13 216V215H12ZM201 216V215H200ZM205 216V215H204ZM206 218H209V217ZM217 216V215H216ZM73 217V216H72ZM168 217V216H167ZM174 217V216H173ZM172 217V218H173ZM224 217V216H223ZM227 217V216H225ZM231 217V216H230ZM252 217V218H251ZM27 218V217H26ZM181 218V217H180ZM203 218V216H202ZM212 218V215L211 217ZM254 218V220H253ZM73 220V218H71ZM76 219V218H75ZM74 219V221H75ZM169 219V218H168ZM167 219V220H168ZM178 219V218H177ZM214 219V218H213ZM218 219V218H217ZM71 220V221H72ZM197 220V219H196ZM215 220V219H214ZM227 220V219H226ZM144 221V220H143ZM198 221V220H197ZM197 221L195 222L197 224ZM212 221V220H211ZM76 222V221H75ZM192 222V224H190ZM19 223V220L18 222ZM80 223V222H79ZM143 223V222H141ZM168 223V221H167ZM189 223V224H188ZM219 223V222H218ZM82 223H80L81 225ZM222 224V222H221ZM149 225V224H148ZM171 225V224H170ZM201 225V224H200ZM206 225V223H205ZM223 225V224H222ZM221 225V227H223ZM76 226V225H75ZM74 226V227H75ZM79 226V225H78ZM77 226V227H78ZM82 226V225H81ZM94 226V225H93ZM137 226V225H136ZM80 227V226H79ZM78 227V228H79ZM141 226H139L138 228H140ZM162 227V226H161ZM174 227V226H173ZM4 228V227H3ZM158 228V227H157ZM81 229V228H80ZM132 229V228H131ZM130 229V231H131ZM142 229V228H141ZM161 229V228H160ZM159 229V230H160ZM163 229V228H162ZM4 230V229H3ZM75 230V229H74ZM73 230V231H74ZM79 230V229H78ZM140 230V229H139ZM155 230V229H154ZM9 231V230H8ZM85 231V230H84ZM163 231V230H161ZM172 231V230H171ZM1 232V231H0ZM12 232V231H11ZM10 232V233H11ZM157 232V231H156ZM166 232V231H163ZM158 233V232H157ZM160 233V232H159ZM75 234V233H74ZM135 234V233H134ZM9 235V234H8ZM13 236V234H11ZM11 235H9L11 237ZM31 235V234H30ZM72 235V234H71ZM1 236V235H0ZM130 236V235H129ZM155 236V235H154ZM3 237V236H2ZM31 237V236H30ZM73 237V236H71ZM151 237V236H150ZM206 237V236H205ZM204 237V239H205ZM208 237V236H207ZM23 238V237H22ZM83 240V243L85 241ZM167 238V237H166ZM25 239V238H24ZM73 241L75 239L72 238ZM133 239V238H132ZM141 239V238H139ZM215 239V238H213ZM15 240V238H14ZM71 240V239H70ZM88 240V238H87ZM86 240V241H87ZM142 240V239H141ZM140 240V241H141ZM174 240V241H175ZM3 240H1L2 243ZM256 241V242H257ZM15 242V241H14ZM20 242V241H19ZM137 242V241H136ZM150 242V240H149ZM217 242V243H216ZM7 242H5L6 244ZM72 243V240H71ZM74 244H76L75 242H73ZM88 243V242H87ZM208 243V242H207ZM206 243V244H207ZM252 242L251 245H253ZM8 244V243H7ZM11 244V243H10ZM119 244V243H118ZM72 245V244H71ZM84 245V244H83ZM82 245V246H83ZM90 245V243H89ZM203 245V244H202ZM250 245V246H251ZM11 246V245H10ZM14 246V244H13ZM92 246V244H91ZM90 246V248H91ZM166 246V245H165ZM77 247V246H76ZM94 247V248H93ZM121 247V246H120ZM247 247V246H246ZM261 247V246H260ZM6 248V247H5ZM15 248V247H14ZM75 248V247H74ZM82 248V247H81ZM122 248V247H121ZM171 248V247H170ZM202 248V247H200ZM264 248V247H263ZM1 249V248H0ZM2 249H4V247H2ZM8 249V248H7ZM12 249V248H11ZM72 249V248H71ZM91 249H95V246H92ZM123 249V248H122ZM259 249V248H256ZM90 250V249H89ZM170 250V249H169ZM174 250V249H173ZM255 250V249H254ZM264 250V249H262ZM91 251V250H90ZM205 251V249H204ZM237 251V250H236ZM258 252V250H256ZM4 252V251H3ZM6 252V251H5ZM165 252V250H164ZM206 252V251H205ZM9 253V252H8ZM7 252L5 253L6 255L8 254ZM91 253V252H90ZM155 253V251H154ZM179 253L178 250L173 252V256H172V260H175L177 262V258ZM197 251L195 252V255ZM4 254V255H5ZM94 254V252H93ZM99 254V253H97ZM189 254V253H188ZM207 254V253H206ZM205 254V255H206ZM3 255V254H1ZM0 255V256H1ZM4 255L2 256V258H4ZM5 255V256H6ZM92 255V254H91ZM168 255V254H167ZM166 255V256H167ZM202 255V254H201ZM220 255V254H219ZM255 256V254H253ZM189 256V255H188ZM200 256V255H199ZM197 256V259L198 257ZM207 256V255H206ZM245 256V255H244ZM243 256V257H244ZM98 257V255H97ZM183 257V256H182ZM190 257V256H189ZM205 257V256H204ZM253 257V256H252ZM257 256H255L254 258H256ZM1 258V259H2ZM92 258V257H91ZM132 258V257H131ZM157 258V257H156ZM165 258V256H164ZM202 258V257H201ZM231 258V257H230ZM235 258V256H234ZM251 258V257H250ZM264 258V257H263ZM97 259V258H96ZM95 259V260H96ZM200 259V258H199ZM225 259V258H224ZM244 259V258H242ZM190 260V259H189ZM188 260V262H189ZM191 260H194V258H192ZM221 260V259H220ZM223 260V258H222ZM255 260V259H253ZM195 261V260H194ZM226 261V260H225ZM230 263L227 264H235L234 260L230 259ZM242 261V260H241ZM250 261V260H249ZM121 262V261H119ZM124 262V261H122ZM183 262V261H182ZM196 263H198V261H195ZM213 262L214 264L217 263ZM253 262V261H252ZM257 262V261H256ZM254 262V264L256 263ZM93 263V262H92ZM175 263V262H174ZM195 263V264H196ZM212 263V264H213ZM246 263V262H245ZM251 263V262H248ZM261 263V261L259 262ZM91 264V263H90ZM167 264V262H166ZM190 264V263H189ZM191 264H194V262L192 261ZM221 264V263H220ZM237 264V263H236ZM252 264V263H251ZM257 264V263H256Z\"/></svg>",
    "mask_w": 264,
    "mask_h": 264
},
{
    "label": "crops",
    "instance_id": "crops-1",
    "mask_svg": "<svg viewBox=\"0 0 264 264\" xmlns=\"http://www.w3.org/2000/svg\"><path fill=\"white\" fill-rule=\"evenodd\" d=\"M21 1L27 7L26 10L24 11V17H23L24 21L26 20L25 21L26 23H29L31 21V19L34 18L35 13L38 16V26H37L38 32L37 33H38V38H39V45L42 43V41L46 42L45 39H50L54 42L53 45L57 46V45H59L57 40H58V37H60V38H62L63 41L65 40V42H63L61 40V42H62L61 44L62 45L66 44L65 47L67 46V49L69 48L68 56H70V57L68 60L71 62L77 63L78 58H81V66H80L81 71L89 70V71H87L88 72V75H87L88 80L87 81L92 86L89 85V87L87 89L88 95L86 94L85 98L88 97L89 104L90 103L92 105L94 104L93 106L89 105V110L92 109L93 112L95 111L94 112L95 116L93 118L88 117L86 119V122L81 123V124L85 125V127L87 128L86 130H88V132L86 133V136L90 141H92V140H95V141L106 140L108 142V141H110L109 139L111 138V136H115L116 138L113 140L118 141V143L121 144L120 145L121 147L123 145V148L127 146L126 149H129V151H130V152H128V156H130V154H131V157H133V158L135 157V160H136L137 157L139 156V154H136V153L134 154V150H133L134 147L131 144H129V145L127 144V141L123 136L124 130L120 129V126L124 125L125 131H128V133L131 132L130 134L133 135L135 140L137 139V142L141 143V141H142V143L140 144L141 146L139 145V147L144 148L145 151L147 150V152H149L154 159V163H151L147 167V169L144 170L141 167L140 172H142V173L146 172L149 175L151 174L153 176L162 175V178H161L163 180L162 182L164 183V185H166L169 188H173V186H174L173 183L171 181H169L170 179H172V176L170 177L169 175H174L176 173L181 172L183 174L188 175L187 177H191L192 174L194 173L193 172L194 171L193 170L194 169L193 168V165H194L193 160L198 159V158L200 160L209 158V155H211L210 152H208V153L206 152L204 155V153H199V152L192 150V149H185V150L183 149L182 151L171 152L169 154L167 149H164V150L158 149L157 145L161 140L162 129H163L164 125L166 126L165 129H168L170 126H172V123H177L180 126H182V128L184 130V133L179 134L178 137L172 141V146L177 145L178 140L193 141L195 139H199V138H201V136H200L201 133H204L207 131L210 133L214 127H213V124L211 123L212 119L209 116L210 110L208 109V102L204 98V90L196 89L192 85L194 82L196 84V81H198V80H200V78H202L200 76V74L197 71H192V72H190V74L188 72V75H190L191 80L188 83L187 87H183L184 85H182L181 80H182L183 73H185L184 71L187 70L186 67L181 65V64L175 63L174 59L170 58V56L172 57V55L170 53L167 54L164 52V47L168 45L167 44L168 42L166 39H162L158 35H156V37H155L156 39L158 38L157 40H155V39L151 40L149 36L147 37L148 39L147 38L144 39L143 33L145 31V28H143V29L138 28L139 24H142V23H138V21H135L134 19L132 20V18H131V10L132 9H130L128 7V5H126L125 2H123V5L121 6L118 3L119 0H84L85 2H87L86 3L87 5L83 4V0L82 1L80 0L82 2V4H81V2H79V0H75V1L74 0H21ZM103 2H104V4H102ZM45 3H47V4H45ZM91 5L94 7H92ZM72 7H74V8H72ZM100 7H102V9ZM49 8H51V9H49ZM70 8H72V9H70ZM31 9H32V11H30ZM93 10H95V11L93 12ZM42 11H43V13H42ZM124 11H126V12H124ZM29 12H31V13H29ZM55 14H58V15H55ZM106 15H107V17H106ZM56 17H59V18H56ZM79 17H81V18H79ZM95 18H97V19H95ZM121 19H123V20H121ZM55 20H56V22H55ZM130 21H132V22L130 23ZM94 22L96 24H94ZM120 22H124V24L122 27L118 28L117 26L120 24ZM114 23H115V26H114ZM49 26L51 27V29H49ZM55 27L57 30L55 29ZM66 27H67V29H65ZM106 29H107V31H106ZM93 30H94V32H91ZM117 30H119V31L117 32ZM78 31L81 33L83 32L82 33L83 35L81 33H79ZM59 32H60V34H59ZM107 32H109V33H107ZM116 32H117V34H116ZM45 33H46V35H45ZM89 33H90V35H89ZM108 34H112V35L107 37ZM116 37L118 38V40ZM88 38H89V40L86 41ZM102 40H104V41H102ZM116 41H118V42H116ZM138 41H140L141 44L138 45L137 44ZM162 41H163V43H162ZM117 43H119V44H117ZM96 44H97V46H96ZM116 44H117V46H116ZM157 44L159 46H157ZM111 46H114V47H111ZM143 46H144V48H143ZM111 48H112V51H111ZM134 48H137V51H133V50H135ZM139 48H141V49L138 50ZM54 50L55 51L53 52V54L50 57L56 55V53H57L56 47ZM154 51H156V52H154ZM152 52H153V55H152ZM92 53H93V55H92ZM102 53H105L106 55L102 54ZM155 53L156 54L158 53L159 55H156ZM160 53H162V54H160ZM89 54H90V56H89ZM158 56H160V57H158ZM106 57L108 59L107 64H106V62H107ZM99 58L102 61H99ZM50 59L51 58H48L46 60L48 61ZM96 60H98V62L100 63L99 65H98V62ZM86 61L88 63H86ZM103 61H104V64H103ZM128 61L130 62V64ZM163 62H165V63H163ZM114 63H119V65L120 64L121 65L120 66L118 65V68H117V66L114 67ZM123 63L128 64L125 68L126 70H124V71H122L123 67H121V66H123ZM135 68H137V69L135 70ZM95 70L97 71V73H95L96 72ZM102 71H104V72H102ZM90 73H91V75H89ZM103 74H105V76ZM133 75H134V77H133ZM136 75H137V77H136ZM105 78H106V80H105ZM126 80L129 82H126ZM157 80H160V81H157ZM113 81L114 82L118 81L116 91H114L113 93H111L109 95L110 97H112V96L114 97L117 95L118 99L116 101H114V103H112L113 102L112 98H111L112 99L111 100L109 98H106V96L104 97V95H102L106 92L107 88H109L112 85ZM162 84H166L167 93L171 94L172 97H175V99L179 98L180 92L184 91L185 88H186L185 90H188V93H187L188 95L186 96L187 101H180L181 103L179 102L180 103V111L182 110L183 114L179 113L176 118H175V115H174V112L172 111V109H168L166 106H164L165 109L163 110L162 109L163 105H162L159 109H156L157 112L154 109L155 94L160 90V86ZM119 87H121V88H119ZM90 89H94V90L89 91ZM99 89H100V91H99ZM121 89L123 92H121ZM138 93H140V94H138ZM143 93H146V94H143ZM92 94L93 95L95 94L94 95L95 97ZM97 94H100V95H97ZM134 95H135V97H134ZM198 95H199V97H198ZM136 96L140 97V98H136ZM192 97H193V99H192ZM131 98L140 100L141 104H139V105H131L130 104V106H128L127 101H128V99H131ZM204 100L206 102H204ZM101 101L104 102V103L102 102L103 103L102 106H101ZM118 101H119V103L121 102V104H119ZM148 101H151V102H148ZM189 103L191 106H189ZM111 106H112V108H111ZM114 106L118 107V114H120L121 119L110 117V115L108 114V112H110V110H111L110 114H112V110H113ZM137 106H138V108H137ZM189 107L192 110L188 109ZM133 108H135V109H133ZM98 109H99V111H98ZM143 110H145V111H143ZM229 110H230V114H228ZM158 111L159 112L161 111L163 113V116H165V118L162 117V119L160 120V118L157 117ZM167 111H168V113H167ZM231 111H232V108L230 106H228L227 112L225 115L230 116ZM193 113H195V114H193ZM166 114H168L169 117L166 116ZM225 115L223 118H226ZM171 116L174 117L173 118L174 121H171L172 120ZM135 117H137V118H135ZM231 117L232 116H230V118ZM131 118H132V120H131ZM169 118H171L170 119L171 123L169 121ZM107 119H108V121H107L108 123L106 122ZM110 120H111V122H113V121H115V122L111 123ZM127 121H129V122H127ZM136 121H138V122L136 123ZM157 124H159V125H157ZM155 125L158 128L157 127L155 128ZM108 126H109V130H108ZM110 127H111V130H110ZM127 128H129V129H127ZM133 129L135 130V132H133L134 131ZM112 130H114V131H112ZM121 130H123V131H121ZM145 130H147V131H145ZM110 131L114 134L112 135V133ZM189 133H190V135H189ZM94 138H96V139H94ZM188 138H190V139H188ZM155 139H157V140H155ZM145 146H147V148H145ZM121 147L119 149L122 150ZM221 150L222 149H218V150L214 151L213 152L214 155H212L214 157V166H216V168H219V169L221 167V164H220L221 160L217 161V157H218L217 155L221 153ZM234 151H235L234 155L229 157V158H231L229 161V171H230L229 174L226 172V170L224 173L223 172H216V175L214 177L213 182L208 181V183L206 185V187H208V189L213 188V186H214V188H213L214 189V192H213L214 195H216V190L218 191L224 183L223 174H227L232 178V180L235 183V185L237 186L238 190L240 189L239 190L240 192L242 190L244 192L248 191L254 184H256L261 179L260 177L262 176V169L264 167L262 164V160L264 158V155H260L261 153L259 152V150H257V151L255 150L251 154L252 156L249 155L248 158L250 160H252V162L255 161L256 158L260 159V165L256 168H254V167H252V164H253L252 162H250V164H249L248 160L244 162V159H243V156L241 155V153L239 151H236V149ZM225 152L227 154L226 150H225ZM238 153H239V155H238ZM118 154L120 155L121 152L119 151ZM164 154H165V156H164ZM226 154H225V158L228 157V155H226ZM160 155L162 157H160ZM238 158H240V160ZM165 159H166V161H164ZM135 160H134V162H135ZM161 160H162V162H161ZM188 161H189V163L187 164ZM165 162H166V164H165ZM230 162L235 163V164H231ZM202 164L206 165V162H203ZM236 164H238L237 167H236ZM170 165H171V167H170ZM185 166H188V168H186ZM243 166H245V167H243ZM118 168H119L118 172L120 170H121L120 173L125 172L124 169H121L120 166H118ZM231 169H233V170H231ZM248 169H250V170H248ZM246 172H248V173H246ZM156 173H158V174H156ZM253 173H254V175H253ZM151 175H150V177H151ZM166 177H167V179H165ZM168 177H170V178H168ZM252 177L254 178L253 180H251ZM236 179L237 180L239 179V181H237ZM221 180H223V181H221ZM242 183L243 184L245 183V184L243 185ZM5 198H6V196H5ZM243 203H244L243 200L240 201V197L237 199V201H235L233 203L234 207H237V208L235 209V212H233V210H230V213L227 215L229 220H236V216L238 215L239 211H241V208L244 205ZM233 204L231 205V207H233ZM209 219L210 218H206V220H209ZM212 221L216 222L215 220H212ZM263 237H264V232H263ZM263 244H264V242H263Z\"/></svg>",
    "mask_w": 264,
    "mask_h": 264
}]
</instances>
